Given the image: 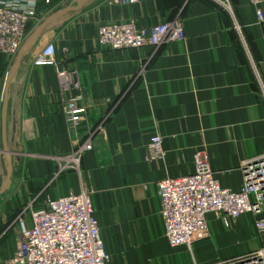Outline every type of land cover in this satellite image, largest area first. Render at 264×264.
Instances as JSON below:
<instances>
[{
  "label": "crops",
  "instance_id": "0c3cea01",
  "mask_svg": "<svg viewBox=\"0 0 264 264\" xmlns=\"http://www.w3.org/2000/svg\"><path fill=\"white\" fill-rule=\"evenodd\" d=\"M36 1L42 11L44 0ZM69 5L51 9L44 20ZM177 19L183 41L117 51L98 42L105 24L133 20L150 28ZM49 43L56 66H35L33 57ZM17 56L0 55V190L8 176L6 156L12 160L0 196V264L19 247V236L7 229L24 204L43 208L82 188L100 223L107 264H210L262 246L251 214L227 227L211 213V236L192 246L193 256L187 247H171L157 187L192 174L201 155L219 184L238 192L244 161L264 155V23L250 0H91L62 16L44 30L10 83L6 152L3 99ZM62 71L74 72L81 83L86 120L79 140L95 135L82 174L57 178L52 158L76 149L62 112L70 95ZM156 135L163 140L161 160L148 150Z\"/></svg>",
  "mask_w": 264,
  "mask_h": 264
},
{
  "label": "built area",
  "instance_id": "2783aa9c",
  "mask_svg": "<svg viewBox=\"0 0 264 264\" xmlns=\"http://www.w3.org/2000/svg\"><path fill=\"white\" fill-rule=\"evenodd\" d=\"M54 0H44L50 5ZM77 0H66L73 4ZM136 4L139 0H120ZM258 21L264 23V0H250ZM36 0H0V55L15 57L29 36L31 22L39 23ZM185 30L181 20L162 23L150 28H138L133 20L102 25L98 42L106 49L117 51L142 47L157 48L165 43L183 41ZM35 66H56V51L52 43L43 46L33 57ZM76 73V72H75ZM59 76L70 95L62 103L67 132L74 136L76 149L60 164L56 173L74 169L82 174V158L94 146L95 133L79 140L86 120L83 95L78 75L62 71ZM100 130L101 127H99ZM148 150L150 158L165 156L163 140L154 136ZM243 184L235 192L223 188L214 175L210 163L201 155L195 157L192 174L167 178L157 183L160 213L165 236L171 247L188 249L211 236L208 215L214 213L229 227L244 214L255 218V227L262 246L247 255L219 260L210 264H264V155L244 161ZM19 247L5 264H107L109 255L101 236L100 223L95 216L87 189L64 197L49 199L43 208H32L17 222Z\"/></svg>",
  "mask_w": 264,
  "mask_h": 264
},
{
  "label": "water",
  "instance_id": "95a60500",
  "mask_svg": "<svg viewBox=\"0 0 264 264\" xmlns=\"http://www.w3.org/2000/svg\"><path fill=\"white\" fill-rule=\"evenodd\" d=\"M91 0H77L73 4H70L68 7L59 10L50 16H48L36 29L35 31L28 37L24 45L22 46L21 50L19 51V54L16 58L15 64L8 74L6 84H5V91H4V101H3V109H2V126H3V141H4V148L6 152H9L8 149V142H7V114H8V100H9V87L10 83L13 79V77L16 75L20 67L24 64V62L27 60V55L30 52V50L36 45L38 40L40 39L41 34L44 32V30L54 23L56 20L61 18L62 16L66 15L69 12H72L74 10H78L81 7H83L85 4H87ZM8 161V176L6 183L4 187L0 190V196L7 190L8 185L11 180L12 175V160L10 154L7 156Z\"/></svg>",
  "mask_w": 264,
  "mask_h": 264
},
{
  "label": "rangeland",
  "instance_id": "374dc122",
  "mask_svg": "<svg viewBox=\"0 0 264 264\" xmlns=\"http://www.w3.org/2000/svg\"><path fill=\"white\" fill-rule=\"evenodd\" d=\"M65 4H67L66 3V0H54L53 1V3L52 4H50V5H45V7L42 9V11L41 10H39L38 11V13H39V23L42 21V20H44V18L45 17H43L44 16V14H46L48 11L50 12V10L51 9H54V8H56L57 6L59 7L60 5L61 6H64ZM38 23V24H39ZM38 24L36 25V26H34V23L33 22H31V24L29 25V31L30 30H32L33 29V27H37L38 26ZM35 28L33 29V31L32 32H34V30H35ZM31 34V33H30ZM29 37V36H28ZM68 157V156H67ZM52 162H53V164L56 166V171H54L53 172V176H54V174H55V176H56V173H58V171H59V169H60V164H62V165H66L67 164V158H66V161H61L60 159H56V158H52ZM67 171H71V172H74V169L72 170V169H70V170H67ZM67 171H65V172H63L62 174H65V173H67ZM61 174V175H62ZM60 175V176H61ZM59 176V177H60ZM55 178V177H54ZM58 178V177H57ZM2 203V202H1ZM33 205H35V204H33V203H28V204H24L20 209H19V215L18 214H16V217H15V219H13L11 222H12V224L10 225V227H8V229H7V231L9 232V231H11L13 234H15L16 236L18 235L19 236V232H18V228H17V222H18V220H19V218L21 217V215H23V214H25V213H27L28 211H30V209H32L33 208ZM194 248H190V249H188V250H186L187 251V254L188 255H191V256H193L192 254L193 253H195V251L193 250ZM108 255H109V253H108ZM109 260V259H108ZM6 262V261H5ZM5 264V263H4ZM154 264H158V263H154Z\"/></svg>",
  "mask_w": 264,
  "mask_h": 264
}]
</instances>
